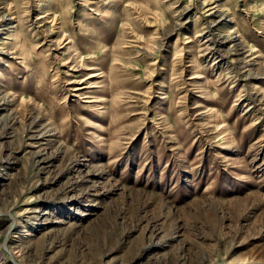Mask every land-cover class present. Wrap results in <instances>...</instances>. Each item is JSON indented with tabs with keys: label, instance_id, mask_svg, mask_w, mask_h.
Here are the masks:
<instances>
[{
	"label": "rangeland",
	"instance_id": "rangeland-1",
	"mask_svg": "<svg viewBox=\"0 0 264 264\" xmlns=\"http://www.w3.org/2000/svg\"><path fill=\"white\" fill-rule=\"evenodd\" d=\"M0 264H264V0H0Z\"/></svg>",
	"mask_w": 264,
	"mask_h": 264
}]
</instances>
